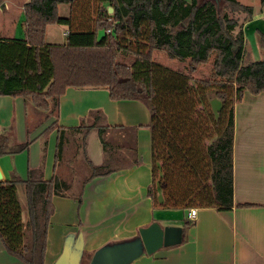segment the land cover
Here are the masks:
<instances>
[{"label":"trees","instance_id":"16d2710c","mask_svg":"<svg viewBox=\"0 0 264 264\" xmlns=\"http://www.w3.org/2000/svg\"><path fill=\"white\" fill-rule=\"evenodd\" d=\"M63 3L70 5L65 17L58 14ZM227 9L246 12L245 22L253 16V7L239 0H225L220 9L211 0H89L86 5L81 0H28L23 5L24 37H0V95L29 99L45 119L58 115L60 96L68 86L103 87L113 100H142L150 111L147 195L153 208L251 206L233 201L234 106L246 90L264 91V33L256 30L263 58H246L245 22L238 27ZM56 23L68 26L66 42L48 44L46 27ZM155 50H166L169 58L188 60V65H161L153 60ZM212 52V78H195L192 73ZM54 127L57 120L49 129ZM93 128L104 153L100 165H93L85 154ZM130 130L109 125L101 110L92 109L79 125L57 128L49 180L43 179L40 167L29 169L24 180H1L0 239L6 250L27 264H44L52 195L72 186L57 170L64 146L73 144L75 163L85 171L79 184L81 200L90 179L138 163ZM12 138L10 131L0 134V156L27 148L28 140L16 143ZM192 224L183 220V234ZM84 259L90 260L88 252Z\"/></svg>","mask_w":264,"mask_h":264},{"label":"crops","instance_id":"0c3cea01","mask_svg":"<svg viewBox=\"0 0 264 264\" xmlns=\"http://www.w3.org/2000/svg\"><path fill=\"white\" fill-rule=\"evenodd\" d=\"M27 1L0 2V14L6 15L4 22H8L0 26L1 38L24 37L23 5ZM260 8L256 12L253 7L252 18L243 25L246 57L251 60L263 58L256 39L257 26H262L258 22H264V6ZM253 23L257 29L248 33ZM254 55L258 58L254 59ZM30 104L33 103L20 95H0V134L10 131L16 143L29 141L24 150L0 156L4 179L24 180L29 169L40 167L43 179L49 180L54 172L57 128L79 125L92 109L101 110L109 125L131 129L139 160L135 165L90 179L82 188L81 200L76 182L64 193L52 195L54 209L47 229L44 264H54L69 233L82 232L85 252L91 257L104 243L132 237L139 227L153 220L161 225L182 226L185 219L193 224L179 244L162 247L153 254L144 253L130 264H264V91L254 94L246 90L234 106L233 201L253 205H234L227 210L195 207L192 219L188 218L189 209L153 208L147 195L151 183V130L146 125L150 111L144 101L113 100L103 87L68 86L60 96L57 116L45 119L44 113ZM55 120L57 127L49 129ZM85 154L93 165L103 163L96 128L87 136ZM0 264L27 263L10 254L0 239Z\"/></svg>","mask_w":264,"mask_h":264},{"label":"water","instance_id":"95a60500","mask_svg":"<svg viewBox=\"0 0 264 264\" xmlns=\"http://www.w3.org/2000/svg\"><path fill=\"white\" fill-rule=\"evenodd\" d=\"M204 1V0H200ZM219 9L222 0H211ZM113 8L108 7L112 12ZM4 180L0 168V181ZM183 229L179 225H161L153 220L138 228L129 238L104 243L91 254L90 264H130L144 253L153 254L158 249L176 245L182 241ZM84 239L81 231L67 234L63 249L54 264H82Z\"/></svg>","mask_w":264,"mask_h":264},{"label":"rangeland","instance_id":"374dc122","mask_svg":"<svg viewBox=\"0 0 264 264\" xmlns=\"http://www.w3.org/2000/svg\"><path fill=\"white\" fill-rule=\"evenodd\" d=\"M17 1L19 4H21L24 0H17ZM81 1L84 2V5H86V3L89 0H81ZM224 1L225 0H222L219 9L224 5ZM240 1L243 2L244 4H248V5L253 6L254 9L256 10V12H260V9H261L260 8V0H240ZM69 6L70 5L67 3L60 4L58 6L59 16H62V17L68 16ZM0 11L2 12L1 9H0ZM226 13H228V16H230V17L232 16V17L236 18V20L238 21V27H240L239 26L240 24H243V22H245L244 19L247 17V13L244 11H234L233 13H231L230 10L227 9ZM0 15H1L0 26L3 27V24L6 23L5 25H7L8 22H4L6 20V15H4V14H0ZM258 23H262L261 27L257 26L258 29L264 30V22L261 21ZM249 27H251V28H250V30H247L248 33L254 32L257 29L255 23L251 24V26H249ZM249 27H247V29ZM67 28H68L67 25H64L61 23L47 25L46 30H45V42L48 44H63V43H65L66 37H67V33H66ZM236 30H238V28ZM1 31L2 30H0V33H1ZM249 40H251V39H249ZM254 56H255L254 59L258 58L256 55H254ZM254 56H252V57H254ZM214 57H215V52H212V54L210 55V57L208 59V62L201 63L198 66L197 70L194 73H192V75L198 79H206V78L211 79L212 78V72H213ZM153 60L157 63H160L161 65H164V66L172 68V69H183L184 67H186V65H188V60L180 61L177 58H174V59L169 58L166 50H155L153 53ZM227 89H230V87L228 86ZM30 105H31V107L36 108L33 104H30ZM36 109H38V108H36ZM51 116H55V114L53 113V114H51ZM150 140H151V138H150ZM150 144H151V141H150ZM73 149H74V146L71 142H69L68 144H66L64 146V154H63V160H62L63 166H61L58 173L61 175V177H64L68 180H71L72 183L76 182V185H77L76 188H78L80 181L82 180V178L85 175V171H84V169L80 163L79 164L75 163L77 157L74 156V153L72 152ZM80 158L81 157H79L78 159L80 160ZM17 193H18V198L24 204L25 203L24 202L25 196H24V192H23L21 185L17 186ZM82 264H87V259L82 260Z\"/></svg>","mask_w":264,"mask_h":264},{"label":"built area","instance_id":"2783aa9c","mask_svg":"<svg viewBox=\"0 0 264 264\" xmlns=\"http://www.w3.org/2000/svg\"><path fill=\"white\" fill-rule=\"evenodd\" d=\"M67 33V32H66ZM195 215H196V208H190L189 209V212H188V218H194L195 217Z\"/></svg>","mask_w":264,"mask_h":264}]
</instances>
